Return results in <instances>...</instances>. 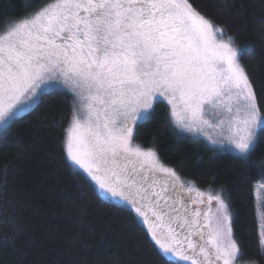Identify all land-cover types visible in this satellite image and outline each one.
<instances>
[{"label": "snow or ice", "instance_id": "obj_1", "mask_svg": "<svg viewBox=\"0 0 264 264\" xmlns=\"http://www.w3.org/2000/svg\"><path fill=\"white\" fill-rule=\"evenodd\" d=\"M217 32L224 34L189 0H56L31 19L5 26L0 33V143L8 146L6 133L39 99L36 89L46 75L95 89L88 99L101 107L94 122L92 104L85 123L74 118L67 141L70 160L105 195L128 202L151 222L165 256L190 264H233L239 245L228 204L215 197L223 213L215 224L210 208L203 214L190 208L197 203L192 189L158 164L153 151L132 146V124L126 119L130 113L133 119L142 117L141 108L147 109L157 94L167 95L190 114L182 127L191 130L198 121L207 123L205 104L227 96L236 104L235 110L227 107L229 146L249 157L264 129V114L239 62L242 51L217 41ZM120 117H125L122 124ZM157 227L167 230L164 242ZM258 244L264 255V237Z\"/></svg>", "mask_w": 264, "mask_h": 264}, {"label": "trees", "instance_id": "obj_2", "mask_svg": "<svg viewBox=\"0 0 264 264\" xmlns=\"http://www.w3.org/2000/svg\"><path fill=\"white\" fill-rule=\"evenodd\" d=\"M54 0H0V33ZM231 37L264 114V0H189ZM0 143V264H180L169 260L134 213L100 196L66 154L74 114L69 91L41 93ZM170 108L156 102L134 140L199 187H218L230 202L242 260L264 264L255 187L264 184V129L244 158L178 134ZM192 208V206H190Z\"/></svg>", "mask_w": 264, "mask_h": 264}, {"label": "rangeland", "instance_id": "obj_3", "mask_svg": "<svg viewBox=\"0 0 264 264\" xmlns=\"http://www.w3.org/2000/svg\"><path fill=\"white\" fill-rule=\"evenodd\" d=\"M55 2H56V0L52 1L51 3L42 7L39 11H42L47 6H51ZM39 11H37V12H39ZM32 16H33V14H31L28 17L21 18L18 21L10 22L8 28H11L12 25L16 22H19L22 20H29V19H31ZM217 28L222 29L221 27H217ZM216 39H217V41L228 42L233 46V48L239 49V47H237L233 43L232 38L226 36L225 33L221 34V33L217 32L216 33ZM239 62L241 64V58L239 59ZM41 89H43V91H41ZM55 89H61L64 91H69L71 93L73 99H74V110L75 111H74L73 117L71 119V123L69 124V126L66 130L67 135H66L65 143H66V154L68 155V153H67V141L69 139V136L71 135L70 129L74 123V118L76 120H79L81 123H85L89 118L88 105L92 104L93 122H94L95 112L101 106L88 99V97L90 95L95 94V89L90 90L86 85H83V84L74 87L72 82H65L63 77L56 75V74L46 75L44 80L38 85V87L36 89V94H37V96H39L41 93L43 94L46 91H51V90H55ZM159 101L163 102L169 106V108H170V114H169L170 124H171V127H173L178 134H181L185 138L192 140V141H196V142H200V143L203 142L207 146H209L210 148H214L217 151L229 152V153H232L234 155L235 154L239 155L237 152H234L231 149V147L229 146V143H228V139H227V137L229 135V133L227 131V120L232 115V114L227 112V107L229 105H231L233 107V110H235V107H236L234 100L230 101L227 98V96L222 98L223 102L218 100L214 104H211V105L205 104L202 118L204 121H207V123L206 124L200 123L198 121L197 127H193L191 130H188V129L182 127V125L190 122V114L184 110V107L180 103V101L179 100L174 101V100H172L171 97H169L167 95L161 97V96H159V94H157V98H155L151 101L150 106L147 109L141 108L139 110L141 113H143L142 117L137 116L135 119H133L132 114L130 113L129 116L126 118L132 124V146L133 147L139 146L138 143L136 142V140H134L135 134L137 131V129H136L137 126L144 123L145 120L150 118V115L154 109L155 103L159 102ZM35 103H30L29 106L22 112L21 115H23V113L27 112L32 107H34ZM102 115H103V113H101V116ZM124 120H125V117H120V120L118 121V123L122 124L124 122ZM221 120L225 121L224 125H220ZM209 125H211V127ZM0 131H2V130H0ZM212 140H215L218 143L213 144ZM257 140H258V138H257ZM141 149L145 150V151H147V150L153 151L155 153L156 161L158 164L175 171L171 166H168L163 161H161L160 155H159L157 150H155L153 148H146V149L141 148ZM68 159H69L71 165H73L76 169L82 171L85 175H87L82 169L79 168V166L75 165L70 160L69 156H68ZM175 173L180 178L181 183L186 188L192 189L191 195L197 201V203L195 205H190V206H192V208L201 209L202 214H203V211L205 210V208H210L211 211L208 212V215L212 219L213 224H215L217 221L223 220V213L217 211V208L219 207V205H218L217 200L215 199V197L217 195L221 196V198L228 204V209H229L228 215L230 217V226L232 229L233 237L235 239V235L233 232L232 213H231V209H230V202H228V199L225 196L224 191L218 187H214V188L213 187H203V188H201L193 180L191 181L189 179H186V178L180 176L176 171H175ZM92 184L96 187V189L99 192L101 197L108 199L109 201H111L115 205L117 204V205H120L126 209L131 210L134 213V215L137 217V219L140 221L142 226L144 228H146V230L149 232L151 238L155 242L158 249L161 250L159 244L156 242L157 236H153V234H152L153 229L151 227L150 221L145 222L143 220V218L140 217L135 212V210L132 208V206L128 202L120 200L119 198H109L95 185L94 182H92ZM254 190H255L256 212H257L258 220L260 223V234H261V238H262V237H264V184L256 185ZM210 197L212 199H209ZM201 201H203V203H201ZM177 208H179V205H177ZM175 214L176 213L174 212L173 215H175ZM156 232H157L158 237L161 240V242H164L166 239V232H167L166 228L162 231L159 227H157ZM195 239H196V237H193V240H195ZM161 252H162V250H161ZM166 257L169 260H172V261L174 260L180 264H190V262H184V261L178 260L172 254H168ZM233 264H255V263L242 260V258L240 257V247H239V254L233 255Z\"/></svg>", "mask_w": 264, "mask_h": 264}, {"label": "flooded vegetation", "instance_id": "obj_4", "mask_svg": "<svg viewBox=\"0 0 264 264\" xmlns=\"http://www.w3.org/2000/svg\"><path fill=\"white\" fill-rule=\"evenodd\" d=\"M191 208V207H190Z\"/></svg>", "mask_w": 264, "mask_h": 264}]
</instances>
